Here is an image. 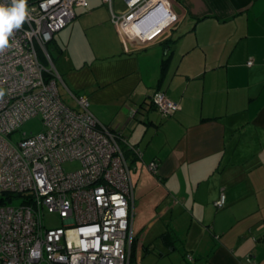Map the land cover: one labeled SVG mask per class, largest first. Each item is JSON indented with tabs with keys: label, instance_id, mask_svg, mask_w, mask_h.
Wrapping results in <instances>:
<instances>
[{
	"label": "crops",
	"instance_id": "obj_1",
	"mask_svg": "<svg viewBox=\"0 0 264 264\" xmlns=\"http://www.w3.org/2000/svg\"><path fill=\"white\" fill-rule=\"evenodd\" d=\"M172 3L178 21L145 45L128 43L103 0L76 7L51 43L64 94L88 96L96 117L143 152L130 157L135 250L161 259L168 250L170 264L181 249L192 264H264V0ZM79 29L97 49L74 57ZM157 90L180 110L164 117Z\"/></svg>",
	"mask_w": 264,
	"mask_h": 264
},
{
	"label": "built area",
	"instance_id": "obj_2",
	"mask_svg": "<svg viewBox=\"0 0 264 264\" xmlns=\"http://www.w3.org/2000/svg\"><path fill=\"white\" fill-rule=\"evenodd\" d=\"M103 1L129 44L157 40L179 18L172 0H124V9ZM88 5L26 0L25 21L0 47V264H131L135 184L128 153L139 159L143 152L96 117L88 96L69 89L76 106L65 102L48 50L56 32L76 18V7ZM151 102L164 117L181 108L161 90ZM34 116L45 130L12 140ZM76 161L80 170L64 168ZM147 167L158 173L156 161ZM224 202L223 195L215 205ZM46 211L64 225L46 227ZM244 262L257 264L252 256Z\"/></svg>",
	"mask_w": 264,
	"mask_h": 264
},
{
	"label": "rangeland",
	"instance_id": "obj_3",
	"mask_svg": "<svg viewBox=\"0 0 264 264\" xmlns=\"http://www.w3.org/2000/svg\"><path fill=\"white\" fill-rule=\"evenodd\" d=\"M64 29L65 28L56 32L55 36L57 35V33L61 32ZM55 36H54V38H55ZM96 49H97L96 46H92L87 41V36L85 34V31L82 29H79V31L77 32V35L73 39L71 47H70V50L72 52L71 54L74 57H77L79 54L93 53V52H95ZM51 54H52V57L54 59L53 63L56 65V67H58L57 62H58L59 58L60 59L62 58L61 54L59 55L58 53H55L54 50H51ZM59 88H60V92L62 94L63 99L67 103L73 104L72 99L69 98L67 96V94H64V88H63V85L61 83L59 84ZM44 130H45V126H44V123L42 121V117L41 116H34V117L27 119L22 124L20 131L14 133L11 136V139L14 141H18L21 137H23L24 134H26V135L39 134V133H42ZM81 167H82L81 163L77 162V161L76 162H66L64 164V168L69 172L70 171H78L81 169ZM20 203H21V201H15L14 202L15 205H18ZM44 225H46V227H48V228H57V227H62L64 225V222H63V219L60 217L59 214L49 213L46 211L45 216H44ZM153 232H154V234L156 232H158V228H155L153 230ZM154 234H153V236H154ZM158 246L160 248L166 249L165 245H163V246L158 245ZM164 251H165L164 259H161L162 257H159L157 254V252H159L158 250H155V251L150 250V252H148V253L145 252L144 254H141L139 252V250L136 249L135 250V256H134L135 259L133 258V260L131 261V264H170V259L173 261V259H175L176 256L168 257V255L166 253V251H168V250H164ZM173 252L174 251H172V253ZM180 253L181 254L179 256V258H180L179 263L175 262L173 264H192V262L190 263L187 261V259H184V257H183L184 250L183 249L180 250ZM174 255H175V253H174Z\"/></svg>",
	"mask_w": 264,
	"mask_h": 264
},
{
	"label": "clouds",
	"instance_id": "obj_4",
	"mask_svg": "<svg viewBox=\"0 0 264 264\" xmlns=\"http://www.w3.org/2000/svg\"><path fill=\"white\" fill-rule=\"evenodd\" d=\"M26 15V0H12L10 6H0V47L6 46L12 30L22 25Z\"/></svg>",
	"mask_w": 264,
	"mask_h": 264
},
{
	"label": "trees",
	"instance_id": "obj_5",
	"mask_svg": "<svg viewBox=\"0 0 264 264\" xmlns=\"http://www.w3.org/2000/svg\"><path fill=\"white\" fill-rule=\"evenodd\" d=\"M51 43H52V41L48 44V50H49L50 54H51ZM128 156L131 157V154L128 153ZM130 163H131V159H130ZM135 248H136V238L134 236L133 241H132V245H131V250H130V258H131V261L133 260V258L135 256Z\"/></svg>",
	"mask_w": 264,
	"mask_h": 264
}]
</instances>
